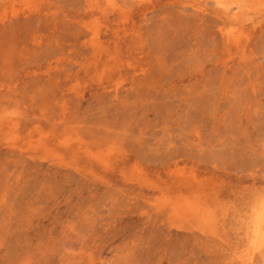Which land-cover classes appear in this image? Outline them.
<instances>
[{
  "label": "rangeland",
  "instance_id": "obj_1",
  "mask_svg": "<svg viewBox=\"0 0 264 264\" xmlns=\"http://www.w3.org/2000/svg\"><path fill=\"white\" fill-rule=\"evenodd\" d=\"M0 264H264V0H0Z\"/></svg>",
  "mask_w": 264,
  "mask_h": 264
},
{
  "label": "bare ground",
  "instance_id": "obj_2",
  "mask_svg": "<svg viewBox=\"0 0 264 264\" xmlns=\"http://www.w3.org/2000/svg\"><path fill=\"white\" fill-rule=\"evenodd\" d=\"M255 233H256V232H255ZM261 236H262V234H259V238H258V237H257V238L261 240V238H260ZM256 241H257V240H256ZM254 242H255V241H254ZM258 242H259V241H258ZM254 244H255V243H254ZM257 244H258V243H257ZM257 244H255V245H257ZM255 248H256V247H255Z\"/></svg>",
  "mask_w": 264,
  "mask_h": 264
}]
</instances>
